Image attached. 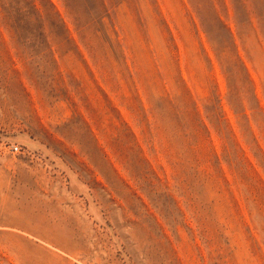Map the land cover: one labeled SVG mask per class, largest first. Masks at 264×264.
I'll return each instance as SVG.
<instances>
[{
    "label": "rangeland",
    "instance_id": "1",
    "mask_svg": "<svg viewBox=\"0 0 264 264\" xmlns=\"http://www.w3.org/2000/svg\"><path fill=\"white\" fill-rule=\"evenodd\" d=\"M50 1L0 6V264H264V0Z\"/></svg>",
    "mask_w": 264,
    "mask_h": 264
},
{
    "label": "trees",
    "instance_id": "2",
    "mask_svg": "<svg viewBox=\"0 0 264 264\" xmlns=\"http://www.w3.org/2000/svg\"><path fill=\"white\" fill-rule=\"evenodd\" d=\"M17 2V0H15ZM21 2H24L26 4V7L29 6L31 7V9H34V11L36 10V4H35V0H22ZM48 2L51 4L52 8L55 9V6L52 4V2L50 0H48ZM20 2H17V6L19 5ZM5 3H1L0 6L1 8L3 7V10L5 11V13L7 12V15L10 16L9 20H11L12 22V29L13 31L16 33L17 36L20 37V35H22L23 31L25 30V28H27V26L29 24H31L30 22L33 21V16L32 13L29 9H25L24 7H17L16 11L18 12V16L15 17V15L12 17V14L10 15L9 11H7L4 7ZM26 15H29L28 17ZM34 15V14H33ZM59 15V14H58ZM262 17L259 18L258 20L261 21ZM251 20V19H249ZM251 22V21H250ZM232 36V33L230 34ZM31 39H27L26 42L30 41ZM29 43V42H28ZM237 57H240L239 54H237ZM245 111V108H244ZM244 117L247 119V121L249 120V117L247 114L244 115ZM258 150L262 151L261 148L258 147Z\"/></svg>",
    "mask_w": 264,
    "mask_h": 264
},
{
    "label": "built area",
    "instance_id": "3",
    "mask_svg": "<svg viewBox=\"0 0 264 264\" xmlns=\"http://www.w3.org/2000/svg\"><path fill=\"white\" fill-rule=\"evenodd\" d=\"M19 146L18 145H12V147H11V151L12 152H17V151H19Z\"/></svg>",
    "mask_w": 264,
    "mask_h": 264
}]
</instances>
